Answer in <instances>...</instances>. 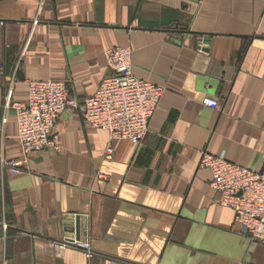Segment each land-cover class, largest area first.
<instances>
[{
    "label": "crops",
    "instance_id": "1",
    "mask_svg": "<svg viewBox=\"0 0 264 264\" xmlns=\"http://www.w3.org/2000/svg\"><path fill=\"white\" fill-rule=\"evenodd\" d=\"M113 47L164 88L146 137L111 140L69 108L59 150L25 156L6 95L23 104L28 79L53 78L82 103ZM203 151L264 171V0H0V161L22 163L0 164V264H264L218 204ZM69 217L91 257L56 245Z\"/></svg>",
    "mask_w": 264,
    "mask_h": 264
},
{
    "label": "built area",
    "instance_id": "2",
    "mask_svg": "<svg viewBox=\"0 0 264 264\" xmlns=\"http://www.w3.org/2000/svg\"><path fill=\"white\" fill-rule=\"evenodd\" d=\"M133 52L129 47H113L104 52L109 74L104 77L97 91L82 103L71 97L66 85L56 79L27 80V101L9 104L4 99V118L11 107L15 114L17 139L25 156L46 150L57 152L59 140L55 133L58 118L66 109H76L92 128L105 131L111 140H127L138 146L146 137L164 88L133 74ZM12 84L10 85V89ZM201 104L215 110L218 101L205 97ZM113 148L108 145L105 159L111 160ZM3 169L18 173L21 162L1 159ZM200 168L211 173L210 187L220 196L218 204L234 213V221L246 230L251 240L264 245V171L254 172L232 162L200 153ZM67 227L56 244L93 255L87 239Z\"/></svg>",
    "mask_w": 264,
    "mask_h": 264
},
{
    "label": "water",
    "instance_id": "3",
    "mask_svg": "<svg viewBox=\"0 0 264 264\" xmlns=\"http://www.w3.org/2000/svg\"><path fill=\"white\" fill-rule=\"evenodd\" d=\"M68 223L67 225L70 226L71 228L74 229V231L76 232L77 235H80V217H69L68 219ZM84 230L86 229V223L85 221L83 220V224H82ZM71 229V230H73ZM243 233H247L245 229H243ZM86 234H83V240H85L86 238Z\"/></svg>",
    "mask_w": 264,
    "mask_h": 264
}]
</instances>
